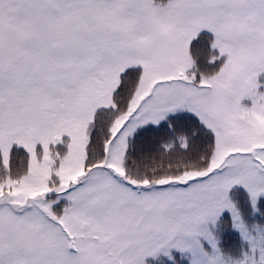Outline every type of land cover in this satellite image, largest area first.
Listing matches in <instances>:
<instances>
[{
  "label": "snow or ice",
  "instance_id": "1",
  "mask_svg": "<svg viewBox=\"0 0 264 264\" xmlns=\"http://www.w3.org/2000/svg\"><path fill=\"white\" fill-rule=\"evenodd\" d=\"M0 264H264V0H0Z\"/></svg>",
  "mask_w": 264,
  "mask_h": 264
}]
</instances>
